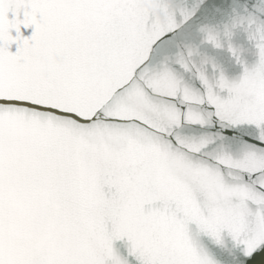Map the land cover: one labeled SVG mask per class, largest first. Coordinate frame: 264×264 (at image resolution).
<instances>
[{"label": "snow or ice", "instance_id": "6c2138e0", "mask_svg": "<svg viewBox=\"0 0 264 264\" xmlns=\"http://www.w3.org/2000/svg\"><path fill=\"white\" fill-rule=\"evenodd\" d=\"M245 11L252 60L229 43L238 74L210 76V0H0V264H216L201 238L264 264V9Z\"/></svg>", "mask_w": 264, "mask_h": 264}, {"label": "water", "instance_id": "95a60500", "mask_svg": "<svg viewBox=\"0 0 264 264\" xmlns=\"http://www.w3.org/2000/svg\"><path fill=\"white\" fill-rule=\"evenodd\" d=\"M170 6L187 4L188 6L198 5L200 0H166ZM253 0H210V7L213 9L212 19L209 21L210 26H215L220 33V39L223 48L212 49L207 46L197 47L198 38L191 41L193 49L192 61L197 67L207 69L210 76L214 75L211 65L214 63L217 70L223 69L229 75L238 74L239 70L233 65L232 59L227 51L229 43L236 48L242 58L252 60V45L247 36L255 32V26L247 22L248 13L246 8H250ZM257 6L264 9V0H256ZM235 21L236 27L232 28L231 24ZM229 25V35H224V25ZM207 61V63H204ZM215 147V146H214ZM202 243L208 253L215 259L216 264H241L238 259L237 249L233 243L226 239L223 244L217 246L206 238H201ZM116 247L122 256H126V249L123 243H118ZM264 257V251L253 256V260ZM248 264H252L251 261Z\"/></svg>", "mask_w": 264, "mask_h": 264}]
</instances>
